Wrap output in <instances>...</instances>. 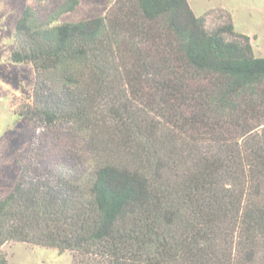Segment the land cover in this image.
<instances>
[{"label":"trees","instance_id":"16d2710c","mask_svg":"<svg viewBox=\"0 0 264 264\" xmlns=\"http://www.w3.org/2000/svg\"><path fill=\"white\" fill-rule=\"evenodd\" d=\"M78 5L27 6L14 27L34 151L0 198V264L7 243L71 264H264V58L249 37L187 0L57 24Z\"/></svg>","mask_w":264,"mask_h":264},{"label":"rangeland","instance_id":"374dc122","mask_svg":"<svg viewBox=\"0 0 264 264\" xmlns=\"http://www.w3.org/2000/svg\"><path fill=\"white\" fill-rule=\"evenodd\" d=\"M62 1L0 0V198L12 190L20 173L19 166L27 163L34 151L33 123L20 115L32 103L34 70L29 63H15L10 59L14 27L25 7L48 12ZM78 1L79 5L62 14L57 24L103 15L113 0ZM187 1L195 15L205 16L209 27L230 16L235 32L249 37L253 55L264 58V0ZM52 145L44 153L47 160L57 152ZM1 251L9 264H71L68 252L59 254L51 248L7 243Z\"/></svg>","mask_w":264,"mask_h":264}]
</instances>
